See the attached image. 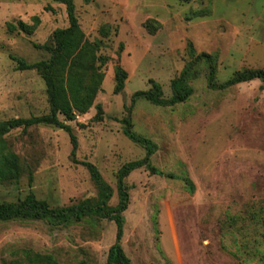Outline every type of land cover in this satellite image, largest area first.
<instances>
[{
    "label": "rangeland",
    "instance_id": "obj_1",
    "mask_svg": "<svg viewBox=\"0 0 264 264\" xmlns=\"http://www.w3.org/2000/svg\"><path fill=\"white\" fill-rule=\"evenodd\" d=\"M74 6L96 58H106L94 64L102 81L88 112L73 121L59 116L76 137V160L97 168L112 189L108 207L115 208L119 170L145 155L122 133L129 115L132 131L155 146L151 166L193 185L190 192L183 180L144 168L124 178L129 203L120 244L130 264H264V84L211 90L202 61L184 103L138 100L131 107L132 95L148 90L150 80L170 99L172 80L200 54L216 58L217 84L238 72H264V0H74ZM32 17L38 27L19 31L18 22L31 26ZM67 26L65 7L52 0H0V123L49 113L38 71L17 70L12 58L48 60L50 52L40 47L52 48L53 32ZM117 67L127 79L115 94ZM0 146L21 170L16 181L0 183V204L29 195L51 209L98 200L87 168L71 160L64 130L13 129ZM115 237L114 222L96 216L0 221V264H27L34 255L57 264H106Z\"/></svg>",
    "mask_w": 264,
    "mask_h": 264
},
{
    "label": "trees",
    "instance_id": "obj_2",
    "mask_svg": "<svg viewBox=\"0 0 264 264\" xmlns=\"http://www.w3.org/2000/svg\"><path fill=\"white\" fill-rule=\"evenodd\" d=\"M62 4L68 20V26L63 29H56L51 37L52 48L46 45L41 49L50 52V57L46 61H39L33 64H27L22 59L12 58L17 63V70H36L40 74L46 89L50 111L47 115L31 117L28 119H15L0 123V137L13 129L21 128L26 130L32 126L49 125L64 130L70 139L71 160L73 163L81 164L87 168L90 178L98 190V200L92 204L86 200L77 205L64 207L61 209H51L45 202L35 199L29 195L24 201L18 204H0V221L25 220L33 221L47 218L54 223H67L78 221L85 216H96L114 222L116 226V237L114 244L109 248L106 264H130L129 259L123 253L121 248V238L123 235L124 218L123 212L127 209L129 198L127 188L123 181L131 172L144 168L150 174L164 176L169 179L183 180L190 192L193 191V185L187 180L177 177L173 174H163L161 171L151 166L150 159L154 154V144L132 131V125L129 115L121 123L123 125L122 133L130 141L141 146L145 155L138 161L124 164L118 172V204L115 208H109L108 202L112 197V189L104 182L97 168L88 162H78L75 158L77 150V140L72 133V129L59 120V116L65 121H73L75 114H85L92 107L96 93L99 90L102 74L94 68L96 61L105 64L106 58H96L97 46L90 44L85 40L84 34L80 28L78 19L75 15L74 0H52ZM88 3L90 0H83ZM48 9V8H46ZM39 25V19L32 17V25H26L18 22L19 31L25 34H31ZM14 26H9L13 31ZM193 52V50H192ZM204 61L208 67L207 85L211 90H225L241 83L259 80L264 84L263 71H244L234 74L226 82L217 84L216 78V58L207 54H200L196 57V64L192 62L187 64L179 77L171 82L172 96L170 99H164L162 89L158 83L149 81L150 88L146 91H137L132 95L131 107L138 100H145L158 107H172L184 103L192 95V88L189 86L191 78L196 77L194 73L195 65ZM90 74V75H89ZM89 76V79L87 78ZM127 74L120 67L115 70L114 93L122 92ZM98 115L100 107H97ZM130 113V109H129ZM98 117V116H97ZM20 167L18 159L13 154H3L0 146V183H10L20 177ZM10 264H22L21 262H12ZM27 264H57L51 256L34 255L27 256Z\"/></svg>",
    "mask_w": 264,
    "mask_h": 264
}]
</instances>
